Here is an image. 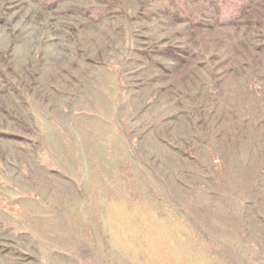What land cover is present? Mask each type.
Returning <instances> with one entry per match:
<instances>
[{"label": "rangeland", "instance_id": "obj_1", "mask_svg": "<svg viewBox=\"0 0 264 264\" xmlns=\"http://www.w3.org/2000/svg\"><path fill=\"white\" fill-rule=\"evenodd\" d=\"M0 264H264V0H0Z\"/></svg>", "mask_w": 264, "mask_h": 264}]
</instances>
